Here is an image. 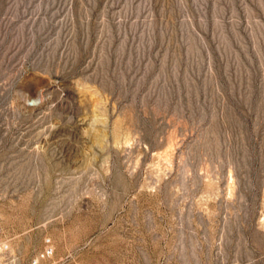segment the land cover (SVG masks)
<instances>
[{
  "label": "rangeland",
  "instance_id": "obj_1",
  "mask_svg": "<svg viewBox=\"0 0 264 264\" xmlns=\"http://www.w3.org/2000/svg\"><path fill=\"white\" fill-rule=\"evenodd\" d=\"M0 225L21 264H264V0H0Z\"/></svg>",
  "mask_w": 264,
  "mask_h": 264
},
{
  "label": "built area",
  "instance_id": "obj_2",
  "mask_svg": "<svg viewBox=\"0 0 264 264\" xmlns=\"http://www.w3.org/2000/svg\"><path fill=\"white\" fill-rule=\"evenodd\" d=\"M10 240L4 235L0 225V264H21V258L12 247ZM30 264H70V262L67 257L55 256V245L51 237H47L44 248L31 260Z\"/></svg>",
  "mask_w": 264,
  "mask_h": 264
}]
</instances>
